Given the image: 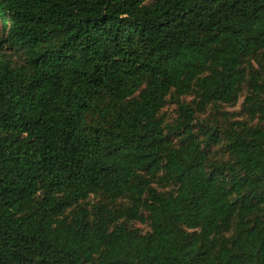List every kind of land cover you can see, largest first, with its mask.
Listing matches in <instances>:
<instances>
[{"label": "trees", "instance_id": "obj_1", "mask_svg": "<svg viewBox=\"0 0 264 264\" xmlns=\"http://www.w3.org/2000/svg\"><path fill=\"white\" fill-rule=\"evenodd\" d=\"M0 25V264H264V0Z\"/></svg>", "mask_w": 264, "mask_h": 264}, {"label": "rangeland", "instance_id": "obj_2", "mask_svg": "<svg viewBox=\"0 0 264 264\" xmlns=\"http://www.w3.org/2000/svg\"><path fill=\"white\" fill-rule=\"evenodd\" d=\"M3 36V31H2V27H1V25H0V37H2ZM239 108V105L234 109V110H237ZM174 110V107L172 106V105H170V106H168L167 108H166V111L168 112V113H171L172 111ZM257 152H259V153H264V149H259V150H257Z\"/></svg>", "mask_w": 264, "mask_h": 264}]
</instances>
